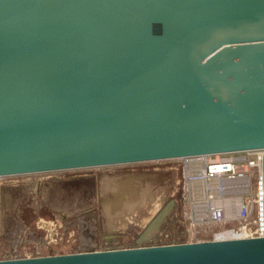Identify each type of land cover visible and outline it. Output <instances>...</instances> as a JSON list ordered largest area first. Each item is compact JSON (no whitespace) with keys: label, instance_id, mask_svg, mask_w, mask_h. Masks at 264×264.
Segmentation results:
<instances>
[{"label":"water","instance_id":"1","mask_svg":"<svg viewBox=\"0 0 264 264\" xmlns=\"http://www.w3.org/2000/svg\"><path fill=\"white\" fill-rule=\"evenodd\" d=\"M256 148L264 0H0V176ZM0 264H264V237Z\"/></svg>","mask_w":264,"mask_h":264},{"label":"rangeland","instance_id":"2","mask_svg":"<svg viewBox=\"0 0 264 264\" xmlns=\"http://www.w3.org/2000/svg\"><path fill=\"white\" fill-rule=\"evenodd\" d=\"M135 168L158 169L150 163L0 176L1 201L5 197L12 208L11 213L5 210L2 225L0 221V260L92 251L84 245L80 248L78 241L74 243L76 239L89 245L94 240L99 245L112 240L111 249L152 245L141 244L140 238L171 196H178L177 174L158 169L163 180L155 184L151 178L155 171L150 170L149 175L143 170L138 175L129 174ZM125 177L131 183L128 189L117 184ZM92 208H96L100 219L92 216L86 233L82 234L80 228L78 233L74 224L80 225L83 214ZM116 208L120 211L112 216ZM168 213L164 227L173 211ZM175 229L182 232L184 226L177 222ZM147 231L148 237L155 235L153 230ZM162 242L170 243L166 239Z\"/></svg>","mask_w":264,"mask_h":264},{"label":"built area","instance_id":"3","mask_svg":"<svg viewBox=\"0 0 264 264\" xmlns=\"http://www.w3.org/2000/svg\"><path fill=\"white\" fill-rule=\"evenodd\" d=\"M150 163L177 174L178 193L171 196V221L154 232L152 245H165L164 239L174 244L264 237V148L121 165Z\"/></svg>","mask_w":264,"mask_h":264},{"label":"flooded vegetation","instance_id":"4","mask_svg":"<svg viewBox=\"0 0 264 264\" xmlns=\"http://www.w3.org/2000/svg\"><path fill=\"white\" fill-rule=\"evenodd\" d=\"M140 170H143L144 172H148V174L147 175H149L150 174V172H152V171H150V170H153V171H155V172H153V173H151V174H153V177H151V178H153V180H152V182L153 183H155V184H160L161 183V181L163 180V177L161 178V176H162V174L161 173H159V172H157L158 171V169H153V168H144V169H138V168H135V169H132L131 171H128L129 172V174H131V175H138V174H141V172H140ZM147 170V171H146ZM146 175V176H147ZM128 176V175H127ZM129 177V176H128ZM128 177H125V178H123L122 179V183H120V182H117V184H118V186H120V185H122V187H126V189H128L129 188V185L131 184L130 182H129V179H128ZM125 185V186H124ZM91 187H92V184H91ZM130 194H132V193H130ZM172 201V199H169V202H167L166 203V206H168V204L170 203ZM10 203L11 202H7L6 201V198L4 197V199L1 201V195H0V221H1V225L3 224V219L7 216L6 214V211L5 210H7V212L9 213H11V210H12V208H11V206H10ZM166 206H164L163 208H165ZM6 207V208H5ZM10 207V208H9ZM174 207V204L172 205V207L170 208V209H172ZM162 208V209H163ZM11 209V210H10ZM170 209H169V211H170ZM10 210V211H9ZM119 211L120 210H118V208H116V209H114L113 211H112V213H111V215L113 216L115 213H119ZM168 211V212H169ZM89 212H91V214L89 213ZM169 214V213H168ZM84 216H83V219H82V223L80 224V225H76V224H74V229H76L77 230V232L79 233V231H78V229L80 228V229H82L83 231H82V234H84V233H86V231L88 230V227H89V224H88V220H92V216H93V219H95V220H99L100 219V216H98V213H97V211H96V208H92V209H90V211H88L87 213H84L83 214ZM99 222L97 221V222H95V225L96 224H98ZM0 225V226H1ZM70 227H72V226H70ZM162 227H163V225H162ZM96 229V228H95ZM75 230V231H76ZM159 232V231H158ZM77 236V235H76ZM79 236V235H78ZM151 238L152 237H148L147 236V234L146 233H144L143 234V236L140 238V242H141V244H145V243H151ZM78 241V246H80V248H82L83 246L82 245H84V246H86V247H91L90 249H92V250H104V249H111L110 248V246H109V243H112V242H114V241H112V240H110V241H112V242H110V241H105L106 242V245L105 244H101V245H99V243H98V240H94L95 241V243L94 244H92V245H89V244H85L86 242H84L83 240H79V239H76V241L74 242L75 244H76V242ZM139 242V243H140ZM145 246H149V245H145ZM120 248H122V246H120ZM52 254H55V253H51L50 255H52ZM1 259V258H0Z\"/></svg>","mask_w":264,"mask_h":264},{"label":"bare ground","instance_id":"5","mask_svg":"<svg viewBox=\"0 0 264 264\" xmlns=\"http://www.w3.org/2000/svg\"><path fill=\"white\" fill-rule=\"evenodd\" d=\"M164 184V183H163ZM154 230V229H153Z\"/></svg>","mask_w":264,"mask_h":264}]
</instances>
